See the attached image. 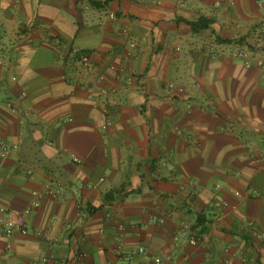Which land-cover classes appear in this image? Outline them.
<instances>
[{
  "label": "crops",
  "instance_id": "obj_1",
  "mask_svg": "<svg viewBox=\"0 0 264 264\" xmlns=\"http://www.w3.org/2000/svg\"><path fill=\"white\" fill-rule=\"evenodd\" d=\"M95 1L0 0V260L264 264L246 224L264 229V5ZM199 17L211 22L193 32ZM71 50L93 53L89 71ZM99 73L108 92L88 95ZM58 178L60 195L32 194ZM26 207L30 232L5 234L1 210ZM195 212L210 219L202 242H173Z\"/></svg>",
  "mask_w": 264,
  "mask_h": 264
},
{
  "label": "built area",
  "instance_id": "obj_2",
  "mask_svg": "<svg viewBox=\"0 0 264 264\" xmlns=\"http://www.w3.org/2000/svg\"><path fill=\"white\" fill-rule=\"evenodd\" d=\"M258 5H264V0H257ZM113 18V15L111 16ZM122 33L125 34V29L121 30ZM136 49V43L132 40L128 42V49L127 54L129 55L133 50ZM72 54H75L79 52L78 56L76 57L75 64L80 68V70L83 71H89L92 67V60H93V53L89 51H81V50H71ZM3 55V49L2 45L0 44V62L1 57ZM236 58L241 59L244 64L249 65L250 64V58L247 56V54L241 50L235 52L233 54ZM113 68V67H111ZM264 68V66H263ZM136 74L134 72H127L126 73V79L127 82H131L134 80ZM169 88L173 89L176 88L177 91L181 92L183 90L182 87H176L173 83L168 84ZM85 91L88 93V95L91 96H101L107 94L108 90L107 87L104 84V75L102 73L97 74L91 82H89L87 85L84 86ZM8 107L10 110L14 111V107L11 104H8ZM107 111V109H106ZM9 153V148H7L5 145L0 144V158L6 157ZM79 162V160H76ZM32 169L28 168L26 170V174L30 175L32 173ZM68 186V183L65 180L62 179H50L47 183L43 186L42 193H38L37 191H33L32 194L34 196L39 197L43 193H48L52 196H57L63 193L65 188ZM184 185H180V189H182ZM236 195H239L238 191H235ZM227 203H223V206H226ZM30 211L29 207H26L24 209H2L1 212L3 214V217L1 218V224L3 226V230L5 234L12 233L13 231H18L22 234H27L30 232V225L28 224L26 220V216L28 215ZM162 221V218L159 219ZM247 227L251 230L253 239L256 241H264V229H261L258 227L253 221L248 220L247 221ZM119 229L125 228V226L120 223L118 225ZM35 235L41 236L43 235V231L36 230L34 232ZM186 234L188 237V241L192 244H200L204 237L206 236L205 233H198L197 230L192 228V224L183 222L180 225V229L176 231L173 234L172 240L173 242H176L179 237ZM9 251L10 249L7 248ZM138 252H142L143 249L139 247L137 249ZM225 252V253H224ZM227 249L223 250V255L227 259L229 256L227 253ZM125 259H130L129 254H124ZM1 264H13V261L11 257L9 256L6 259L0 260ZM185 264H189L188 259L185 260ZM241 264H256L255 259L248 258L247 256L241 257Z\"/></svg>",
  "mask_w": 264,
  "mask_h": 264
},
{
  "label": "trees",
  "instance_id": "obj_3",
  "mask_svg": "<svg viewBox=\"0 0 264 264\" xmlns=\"http://www.w3.org/2000/svg\"><path fill=\"white\" fill-rule=\"evenodd\" d=\"M107 1V0H106ZM90 2L92 4H98L97 1L95 0H90ZM184 22H186L191 30L193 32L202 29V28H207L210 24V19L208 18H204V17H199L196 20H185ZM79 52L72 54V55H68L70 59H72V61H75V58L78 56ZM115 192L118 191H108L104 194V199L106 201L111 200L113 197V194ZM97 208H92V207H88V211L90 212H94ZM195 216V221L194 224L192 225V228L197 230L198 233H204L206 232L207 228H208V224L210 223V219L207 218L206 214L204 212H195L194 213ZM244 236V235H243ZM256 264H260L258 260H255Z\"/></svg>",
  "mask_w": 264,
  "mask_h": 264
}]
</instances>
